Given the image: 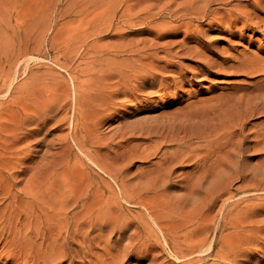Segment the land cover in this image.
Segmentation results:
<instances>
[{
    "label": "rangeland",
    "instance_id": "374dc122",
    "mask_svg": "<svg viewBox=\"0 0 264 264\" xmlns=\"http://www.w3.org/2000/svg\"><path fill=\"white\" fill-rule=\"evenodd\" d=\"M263 134L264 0H0V163L46 264H264Z\"/></svg>",
    "mask_w": 264,
    "mask_h": 264
},
{
    "label": "bare ground",
    "instance_id": "6f19581e",
    "mask_svg": "<svg viewBox=\"0 0 264 264\" xmlns=\"http://www.w3.org/2000/svg\"><path fill=\"white\" fill-rule=\"evenodd\" d=\"M158 75H159V78L157 76V73H156V75L153 73V76H151V78H153V82H155V83L158 82V86H163L166 79L170 77V75H163V74H158ZM157 79L159 81H157ZM135 86L139 87L138 84H136ZM115 92H118V89L114 90V93ZM5 95H7V94H5ZM248 115H250L249 112H246V116H248ZM16 141L17 140L14 138H10V139L7 138V139L3 140V145L1 146L0 149L2 151H6L10 146L14 145L16 143ZM176 145H177V143H176ZM262 149H264V145L262 146ZM161 155H163V154H161ZM0 156H1V154H0ZM1 158H2V160H4V162H6V165H7V163L9 161H6V160H8V159L6 157H0V159ZM171 158L175 159L176 156L170 155V159ZM183 158H185V157H183ZM2 160H0V161H2ZM28 161H30V160H28ZM90 162H91V160H90ZM92 164H93V162H92ZM96 167H98V166H96ZM23 169H26V168H23ZM98 169H99V167H98ZM5 170H6L5 167L3 168L2 164L0 163V201H3L2 203H0V256H5V259H7V262H9L10 264H46V262L50 258V256H49L50 251H48V249L50 250V247L53 250H55V249H54V246L52 243H50L47 247H44L45 235H42L40 232H37V239H39V240H36V239L34 240V238L33 239L28 238L25 242H22V240H21L22 238H20V235L18 233V228H19L18 224H20L18 222L20 221V219H19V213H18V192H17V185L19 182L17 181V177H19L18 175L19 174L21 175V173L24 171H21V172L15 171L13 173H6ZM62 175L64 176V170L62 172ZM245 178L246 177L243 176V180H245ZM65 188H66L65 185H63V189H65ZM11 192H13V193L11 194ZM31 193H33V192H31ZM22 195L24 196V194H22ZM25 198H26V196H25ZM29 200H31V199H29ZM7 201H9V202L6 204ZM26 204H28V203H26ZM31 204H32V202H31ZM35 208H36V205H35ZM38 213H39V211H38ZM147 213H149V212H147ZM149 216H151V215H149ZM40 217H42V216H40ZM42 220H44V219H42ZM44 222H43V224H44ZM160 231L162 232V230H160ZM162 234H163V232L161 233V235ZM213 247H214L213 243L210 242V244L208 245V247L205 250H200L196 254H202L201 256L208 257L212 254V252L214 250ZM216 255L221 256V253L217 252ZM201 256H199L198 259H201ZM194 257H196V256H194ZM228 257H229L228 254L222 255V258H224L225 261H228L231 264H236V258L228 260ZM2 258H4V257H2ZM0 259H1V257H0ZM49 264H50V261H49ZM57 264H62V263L60 261V263H57Z\"/></svg>",
    "mask_w": 264,
    "mask_h": 264
}]
</instances>
